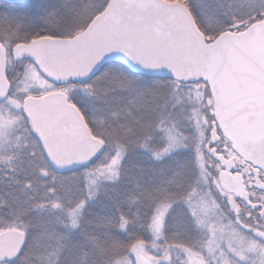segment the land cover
Instances as JSON below:
<instances>
[{
    "label": "snow or ice",
    "instance_id": "6c2138e0",
    "mask_svg": "<svg viewBox=\"0 0 264 264\" xmlns=\"http://www.w3.org/2000/svg\"><path fill=\"white\" fill-rule=\"evenodd\" d=\"M0 264H264V0L0 6Z\"/></svg>",
    "mask_w": 264,
    "mask_h": 264
},
{
    "label": "trees",
    "instance_id": "16d2710c",
    "mask_svg": "<svg viewBox=\"0 0 264 264\" xmlns=\"http://www.w3.org/2000/svg\"><path fill=\"white\" fill-rule=\"evenodd\" d=\"M7 3H8V1L0 0V6H3V5H5V4H7Z\"/></svg>",
    "mask_w": 264,
    "mask_h": 264
},
{
    "label": "water",
    "instance_id": "95a60500",
    "mask_svg": "<svg viewBox=\"0 0 264 264\" xmlns=\"http://www.w3.org/2000/svg\"><path fill=\"white\" fill-rule=\"evenodd\" d=\"M4 1H8L9 2V0H4Z\"/></svg>",
    "mask_w": 264,
    "mask_h": 264
}]
</instances>
